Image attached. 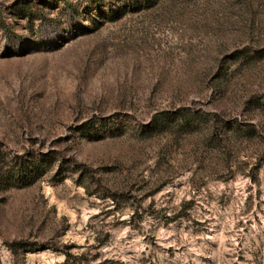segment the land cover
Segmentation results:
<instances>
[{"label":"rangeland","instance_id":"1","mask_svg":"<svg viewBox=\"0 0 264 264\" xmlns=\"http://www.w3.org/2000/svg\"><path fill=\"white\" fill-rule=\"evenodd\" d=\"M0 264H264V0H0Z\"/></svg>","mask_w":264,"mask_h":264}]
</instances>
